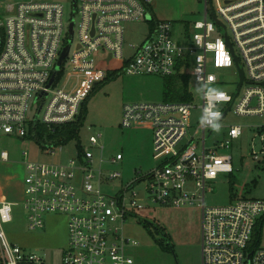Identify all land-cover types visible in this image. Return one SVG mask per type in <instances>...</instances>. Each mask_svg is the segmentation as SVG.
<instances>
[{
    "label": "built area",
    "instance_id": "1",
    "mask_svg": "<svg viewBox=\"0 0 264 264\" xmlns=\"http://www.w3.org/2000/svg\"><path fill=\"white\" fill-rule=\"evenodd\" d=\"M153 1L71 0L68 18L59 2L26 0L8 5L7 16L0 17V135L26 139L38 124L50 128L73 122L93 88L112 73L164 78L188 72L200 86L229 87L220 89L223 96H201L197 127L191 121L192 94L189 102L125 104L121 127L149 123L154 159L160 165L136 175L115 197L106 196L101 184L120 178L107 167L123 158L95 159L90 149L102 152L99 135L90 136L88 147L80 146L65 166L27 163L22 200L27 228L42 229L46 215L63 214L68 245L60 264H134L126 252L136 243L115 224L120 221L122 226L144 209L133 191L143 182L148 204L201 207V264H264V248L252 247L264 199L204 206L206 182L233 173L231 156L221 152L242 135V127L231 125L214 139L215 130L201 124L206 110L221 113L219 124L230 112L262 119L251 125L259 139L251 157L264 163V0H213L217 15L205 0L203 18L180 41L171 22L155 20ZM140 20L150 24L148 35L140 44L128 45L125 55L123 24ZM74 40L71 67L65 72ZM113 61L117 64L111 67ZM209 62L215 70L228 71L230 79L210 72ZM53 148L51 144L44 150L53 156ZM0 156L7 158L5 152ZM13 207L0 203V264H44L39 255L7 241L2 226L12 222Z\"/></svg>",
    "mask_w": 264,
    "mask_h": 264
},
{
    "label": "rangeland",
    "instance_id": "2",
    "mask_svg": "<svg viewBox=\"0 0 264 264\" xmlns=\"http://www.w3.org/2000/svg\"><path fill=\"white\" fill-rule=\"evenodd\" d=\"M26 0H0V17L5 18L6 7L11 4L25 2ZM34 2H59L69 18L71 0H32ZM212 11L216 14L214 1L210 0ZM151 14L155 20L168 21L172 24L175 40L180 41L182 33H191L192 24L203 18L205 0H154L151 3ZM217 15V14H216ZM150 24L144 20L123 24L125 55L129 54L128 45L140 44L148 35ZM3 36L0 34V45ZM74 40L68 60L64 68L70 70V57L75 52ZM117 63L113 61L111 67ZM210 72L220 73L230 79L228 71H218L211 68ZM162 78L156 76H127L120 74L109 77L97 84L85 100L83 113V126L79 133V145L70 141L59 147L55 146L53 156L49 155L44 147L31 138L20 139L14 136L0 135V154L9 155V161L2 166L3 170L13 174L20 172L27 163H43L47 165L65 166L71 159L76 158L79 146L88 147V138L99 135L98 145L102 152L90 149L94 158L108 160L116 154L122 155V161L107 167L108 172H118L120 178L105 181L101 184L103 193L108 197H115L130 184L136 175L143 176L160 163L154 159L151 126L147 122H138L129 129L121 127V112L125 104L132 103H160L162 97ZM200 87L190 78L188 89L193 95L191 102L194 109L191 111L193 126L200 124V106L202 94L197 91ZM228 91L229 87L219 88ZM164 102V101H163ZM32 106V100L30 101ZM35 112L31 113L34 115ZM41 112L39 117H41ZM40 119V118H39ZM262 119L255 117H240L228 113L220 122L219 130H215L213 138L223 136L224 130L236 125L242 127V135L233 140L228 150L221 154L230 155L232 158L233 173L221 174L215 180L206 182L204 195L205 207H222L230 203V193L238 199H264V163L256 162L251 157V149H259V139L255 137L256 131L252 124L260 123ZM46 143L45 145H48ZM51 145V144H50ZM53 146V145H52ZM211 146L210 143L206 145ZM26 153V156H23ZM144 183L135 185L133 191L140 199L139 204L144 209L136 212L138 217L127 218L121 226L120 221L115 225L121 228L125 238L136 243L126 253L134 264H201L200 253V223L201 207L197 203L191 206L174 207L171 205H151L146 202ZM210 189V191H209ZM130 193L125 194L128 199ZM12 212V222L2 226L7 241L11 245H18L26 253L39 255L44 264H60L63 251L68 245L67 216L63 214H48L44 217L42 229L30 231L27 228L26 213L22 202L15 201ZM154 222L164 229L170 238L172 251H168L165 243L158 245L138 219ZM160 240L161 238H157ZM162 240H160L161 242ZM259 247L264 248V223L261 228Z\"/></svg>",
    "mask_w": 264,
    "mask_h": 264
},
{
    "label": "trees",
    "instance_id": "3",
    "mask_svg": "<svg viewBox=\"0 0 264 264\" xmlns=\"http://www.w3.org/2000/svg\"><path fill=\"white\" fill-rule=\"evenodd\" d=\"M115 76L113 73L109 74L106 80L109 77ZM190 81V74L188 72H181L177 73L176 75L169 76V77H162V97L164 102H173V101H180V102H189L191 100V92L188 89V83ZM86 102V101H85ZM85 102L83 103L80 113L76 120L73 122L59 125V126H52L48 128L45 125L38 124L35 129L32 137L40 148H43L49 143L48 145L52 144L53 146H61L70 141H75L77 147L79 145V133L80 129L83 126V113H84V106ZM30 136V135H29ZM28 138V137H27ZM26 138V139H27ZM80 147V146H79ZM79 149V148H78ZM237 197H234L232 192L230 193V202L237 200ZM245 199V198H241ZM138 221L142 224V226L147 230V232L152 236L155 242L162 245V242L165 243L168 251H172L171 242L169 236L165 233L164 229L160 226L156 225L154 222H147L142 219H138ZM264 223V216L259 219L256 223L253 236H252V247H259L260 241V234L261 228ZM161 238L162 240H158L157 238Z\"/></svg>",
    "mask_w": 264,
    "mask_h": 264
},
{
    "label": "crops",
    "instance_id": "4",
    "mask_svg": "<svg viewBox=\"0 0 264 264\" xmlns=\"http://www.w3.org/2000/svg\"><path fill=\"white\" fill-rule=\"evenodd\" d=\"M155 18V16H153ZM9 161V155L6 159L0 156V203L7 202L14 204L15 201L23 200V167L20 172L13 174L10 171L2 169V166Z\"/></svg>",
    "mask_w": 264,
    "mask_h": 264
},
{
    "label": "clouds",
    "instance_id": "5",
    "mask_svg": "<svg viewBox=\"0 0 264 264\" xmlns=\"http://www.w3.org/2000/svg\"><path fill=\"white\" fill-rule=\"evenodd\" d=\"M197 91L205 96H223L224 93L215 87L200 86L197 88ZM221 113L218 111H209L206 110L201 116V124L210 126L214 130H219L220 124L217 122Z\"/></svg>",
    "mask_w": 264,
    "mask_h": 264
},
{
    "label": "water",
    "instance_id": "6",
    "mask_svg": "<svg viewBox=\"0 0 264 264\" xmlns=\"http://www.w3.org/2000/svg\"><path fill=\"white\" fill-rule=\"evenodd\" d=\"M66 53H67V48L64 49L63 54H62V56H61V60L66 56ZM61 60H60V61H61ZM239 73H240V81H241L239 85H241V83H242V79H243V75H242V71H240ZM263 84H264V83H263Z\"/></svg>",
    "mask_w": 264,
    "mask_h": 264
}]
</instances>
